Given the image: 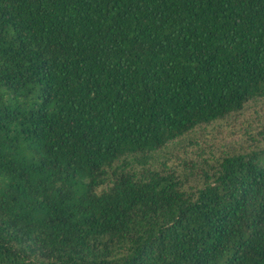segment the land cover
<instances>
[{
	"label": "trees",
	"instance_id": "trees-1",
	"mask_svg": "<svg viewBox=\"0 0 264 264\" xmlns=\"http://www.w3.org/2000/svg\"><path fill=\"white\" fill-rule=\"evenodd\" d=\"M261 104L264 0H0V264H264Z\"/></svg>",
	"mask_w": 264,
	"mask_h": 264
},
{
	"label": "rangeland",
	"instance_id": "rangeland-1",
	"mask_svg": "<svg viewBox=\"0 0 264 264\" xmlns=\"http://www.w3.org/2000/svg\"><path fill=\"white\" fill-rule=\"evenodd\" d=\"M255 118H264V104L253 107L244 117H238L235 122L226 125L224 128L205 134L200 140L216 148H238L247 143V126L249 123L253 122ZM188 150L192 151L193 149L188 148ZM177 154L180 155L179 153Z\"/></svg>",
	"mask_w": 264,
	"mask_h": 264
}]
</instances>
